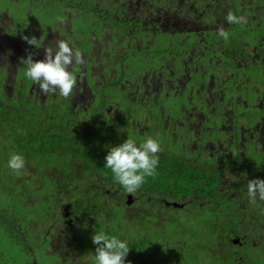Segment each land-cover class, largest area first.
<instances>
[{"label":"flooded vegetation","instance_id":"af4514ba","mask_svg":"<svg viewBox=\"0 0 264 264\" xmlns=\"http://www.w3.org/2000/svg\"><path fill=\"white\" fill-rule=\"evenodd\" d=\"M1 1L0 106L15 98L19 111L42 109L48 122L42 158L24 156L15 218L0 223L25 242L31 264H39L36 253L45 264H91L96 245L86 236L94 228L135 236L153 228L154 264H196L199 251L204 264L264 255V203L251 205L247 195L248 180L264 179V0H13L18 25ZM42 8L48 22L40 24ZM230 11L247 22L228 24ZM24 36L44 46L64 39L81 51L85 63L69 69L73 96H45L25 76L22 60L44 59V47ZM146 137L161 144L157 175L129 194L104 158L111 146ZM10 151L21 154V143ZM86 170L94 175L82 178ZM27 180L30 193L21 188ZM38 200L45 211L32 218ZM136 243L133 263L147 253Z\"/></svg>","mask_w":264,"mask_h":264},{"label":"clouds","instance_id":"9594fccd","mask_svg":"<svg viewBox=\"0 0 264 264\" xmlns=\"http://www.w3.org/2000/svg\"><path fill=\"white\" fill-rule=\"evenodd\" d=\"M228 24H245L246 18L228 12ZM63 23L62 18H58ZM217 34L225 42L229 40V32L223 26L217 28ZM27 44L36 48L44 47V59L33 60L29 53L22 62L26 65L25 76L33 84L38 85L40 93L56 95L68 99L73 96L77 87V77L70 67L85 63L79 49H74L69 42L58 39L55 45L44 46L37 38L22 37ZM161 151L160 141L156 138L146 137L142 142L127 138L122 143L111 146L105 156L104 167L110 169L115 182L129 193H135L145 182L147 177L157 175L159 163L158 153ZM17 177L25 175L26 161L22 154L12 153L6 165ZM247 195L251 205L257 204V197L264 201V179H250L247 183ZM96 245L93 256L94 264H125L129 253V245L115 235H108L104 231L96 232L91 237Z\"/></svg>","mask_w":264,"mask_h":264},{"label":"trees","instance_id":"16d2710c","mask_svg":"<svg viewBox=\"0 0 264 264\" xmlns=\"http://www.w3.org/2000/svg\"><path fill=\"white\" fill-rule=\"evenodd\" d=\"M27 101L28 100H26V102ZM6 102H12V105L3 106V107L0 106V138L1 136H3L2 131H1V129L3 128L5 130V140L7 143V149L3 151L1 149L2 144L0 140V194L12 204L10 206H5L6 212H4L0 218V223L2 226H3V221L6 216L10 215L11 217L15 218V215H16L15 213L18 211V210L15 211L17 203H18L17 198L20 197L17 186L20 185L21 178L23 176L22 175L20 177H17L16 175L13 174L12 170L6 166L7 161L10 155L12 154L10 149L16 150L17 144L19 142L21 143V147H22L21 154L23 156L28 157L29 160H36V159L42 158V143L41 142L43 138L45 137V135H48L47 133V124H48L47 114L44 110L39 109V108L24 106V107H20V111H19L15 105V102H16L15 98L6 100ZM21 111H22V114H21ZM1 150L5 153V155L2 156ZM86 172L87 173L83 175L82 178H88V176L94 175L92 170H86ZM77 179L81 181L79 178ZM21 188H22V191H26L30 193L31 191L30 182L27 180L25 184L21 186ZM37 208L41 210L40 214L43 211H45L44 205L40 201H39ZM148 230L149 231L147 233L137 231L138 232L137 236H135V234L131 235V232L128 235V230L124 231L123 233V230L118 229V228H112L106 233L109 235H115L122 241H126L129 245L130 251L132 249L131 244H133V246H136L138 245L136 242L142 240L141 246H145L147 253L140 256L142 260L139 263H133V261H131L132 256L131 254L129 256V253H128L125 264H142V262H145V263L149 262V264H154V262L158 263V261L157 260L153 261V259H156V258H155V255L152 254V251L158 252V245L156 244V240L154 238L156 234H152L154 233L153 228H149ZM99 231H102V230L98 228H94L92 232L86 237L88 239H91L92 235ZM132 231L135 232L133 229ZM10 238L12 240V243L18 248V250L24 256L25 261L23 262V264H31L28 257H30L32 253H27V247L24 245L25 242L19 239H16L12 236H10ZM187 240L190 241V239H187ZM206 244H207L206 237L199 236L198 245L200 246V245H206ZM19 245H24V246L21 248V246ZM94 246L95 245L93 244V247ZM89 250L90 248L86 246V248L81 250V252L86 253ZM166 254H170V252H166ZM205 256L206 255L203 251H199L196 264H204V262L207 260ZM251 256L254 258V260L253 261L247 260L246 264H264V255H246V257H251ZM191 261L193 260H184L183 262H179L177 260L175 261L174 264H191L190 263ZM228 261L229 260L224 259L223 261L218 262L216 259H213V257L210 256V264H228L227 263ZM0 264H18V263L12 261L9 263L0 262ZM91 264H94V260Z\"/></svg>","mask_w":264,"mask_h":264},{"label":"rangeland","instance_id":"374dc122","mask_svg":"<svg viewBox=\"0 0 264 264\" xmlns=\"http://www.w3.org/2000/svg\"><path fill=\"white\" fill-rule=\"evenodd\" d=\"M1 4L6 5V9H9V13L13 14V18H14L15 24L18 25L19 21H18L17 17L19 16L20 11L19 10H17L16 12L13 11V6H14L15 2L13 0L12 1H7V2L1 1ZM20 4H21L22 7L26 6V2L24 0H20ZM35 4L36 3H34V5ZM38 4L39 5H43V4L47 5L45 2H38ZM35 12H38V16L40 18L44 17L43 19H41L39 21L40 24H42L44 22H48V19H47L48 12H49L48 9L42 8V9L36 10ZM54 15H56L55 12H54ZM25 18L26 19H30L31 16L26 15ZM45 24H47V23H45ZM11 26H12V28L10 30H12L15 27L14 26V22H12ZM7 31H8V29L6 30V32ZM10 34L12 36H14L13 32H11ZM30 34H31V31H30ZM11 47H13V45ZM0 201L2 203H4V206H10L12 204L5 197H3L1 194H0ZM37 206L38 205H36V207L34 209L33 208L31 209L32 218H35V216L40 214L41 210H39L37 208ZM45 206L47 207V205H45ZM120 211H123V210L120 208ZM90 256H91V253L85 254L82 257V261L87 262V260L90 258ZM36 259H37V262L39 264H45V262H46L45 260H42L41 257L37 253H36ZM12 261L17 262L18 264H23V262L25 261V258L22 255V253L18 250V248L12 243L11 238L4 232L3 229H0V262L9 263V262H12ZM70 264H74V263L70 262Z\"/></svg>","mask_w":264,"mask_h":264},{"label":"water","instance_id":"95a60500","mask_svg":"<svg viewBox=\"0 0 264 264\" xmlns=\"http://www.w3.org/2000/svg\"><path fill=\"white\" fill-rule=\"evenodd\" d=\"M127 202H129V201H127Z\"/></svg>","mask_w":264,"mask_h":264}]
</instances>
